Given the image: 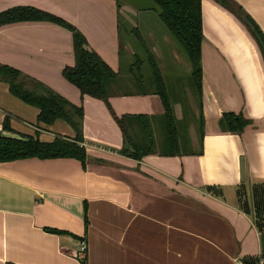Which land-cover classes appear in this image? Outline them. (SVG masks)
Returning <instances> with one entry per match:
<instances>
[{
  "label": "crops",
  "instance_id": "obj_1",
  "mask_svg": "<svg viewBox=\"0 0 264 264\" xmlns=\"http://www.w3.org/2000/svg\"><path fill=\"white\" fill-rule=\"evenodd\" d=\"M52 1L37 0L34 5L74 22L87 46L114 70H120V62L131 61L130 53L125 54L127 60L120 55L117 16L121 13L139 29L143 7L131 0L119 7L116 0L89 5L88 0ZM233 1L264 31V0ZM28 2L0 0V11ZM200 15L201 152H154L141 159L119 153L121 130L105 102L82 95L62 77L63 66L74 62L67 30L46 20L11 23L17 28L28 25L27 39L34 40L33 46L8 33V24L0 25L1 63L42 80L82 106L87 154L84 168L74 157L0 161V264H81L71 253L80 239L87 243L86 264H242L264 253L252 214L238 206L235 196L239 185L248 198L252 184H264L263 58L247 28L227 7L200 0ZM155 21L148 28L150 36L161 30ZM126 40L127 47L132 45ZM150 45L158 57V44ZM109 103L118 115L164 111L160 96L152 92L112 94ZM223 112L247 120L239 133L220 129ZM37 113L0 81V133L37 131L43 140L74 135L61 119L38 123ZM5 115L12 131L2 129ZM189 139L197 145V139Z\"/></svg>",
  "mask_w": 264,
  "mask_h": 264
},
{
  "label": "trees",
  "instance_id": "obj_2",
  "mask_svg": "<svg viewBox=\"0 0 264 264\" xmlns=\"http://www.w3.org/2000/svg\"><path fill=\"white\" fill-rule=\"evenodd\" d=\"M232 13L247 28L257 43L264 62V31H261L253 19L233 0H216ZM151 9L159 16L166 30L186 55L190 70L188 84L195 97L197 115V145L193 146L189 138L178 133L173 115L170 97L174 87L166 82L157 56L148 45L142 33L136 26H130L118 12V33L121 37L122 24L127 23L128 34H134L139 51L133 50L129 62L125 63L126 71L114 70L101 55L87 46L85 35L72 23L64 18L36 6L20 4L0 11V24L23 20H46L67 27L72 33L74 62L64 65L61 73L79 92L102 99L122 134V146L119 153L133 159H141L144 155L159 152L163 155L199 154L200 141L203 134L201 116V66L200 43L201 15L200 0H153ZM116 5L120 3L116 0ZM120 55H123L120 47ZM137 68V70H136ZM137 71V73H136ZM0 81L8 85V90L25 103L38 109L37 122L51 124L57 119L65 121L74 131L71 137L56 134L51 140H43L37 134L8 135L0 133V161L18 158H54L74 157L85 167L87 154L83 145V108L72 102L63 94L42 80L22 71L21 69L0 62ZM135 87L122 90L119 87ZM157 93L162 101L164 111L160 115L148 114H116L109 103L112 94ZM247 120L240 114L223 112L218 124L221 130L239 133ZM3 130H11L9 116L2 121ZM157 130V131H155ZM164 134L159 141L156 134ZM160 142V143H158ZM159 144V148L155 147ZM211 191L220 194V189L207 186ZM238 206L252 214L253 224L260 232L264 242V184L254 183L250 186L249 197H246L244 187L235 189ZM87 222L86 215L84 217ZM53 229V228H52ZM60 231L59 229H53ZM86 259V258H85ZM257 259H243L242 264H256ZM6 264H13L7 262ZM81 264H86V260Z\"/></svg>",
  "mask_w": 264,
  "mask_h": 264
},
{
  "label": "rangeland",
  "instance_id": "obj_3",
  "mask_svg": "<svg viewBox=\"0 0 264 264\" xmlns=\"http://www.w3.org/2000/svg\"><path fill=\"white\" fill-rule=\"evenodd\" d=\"M34 1H37V0H30L31 3L28 2L25 4L35 6ZM118 1H119V3H122L125 0H118ZM131 1L136 2L137 6L140 5V7H143V8H141V9H143V11L140 12V15L142 16V18H145V19H143L144 22L142 24H138L139 30L142 33L143 37L145 38V40L147 41V43L150 47H151L150 44H152V43L158 44L161 53L158 54L157 59H158L159 65L161 67L163 76H164L166 82H168L169 84H171L174 87L175 91L171 95L170 101H171V107H172L173 115H174L175 121H176V127L178 129V133L185 136L186 138H189L190 136H192L196 140V136L198 133L197 115H196L197 113H196L195 97H194V94L192 93L190 86L188 84V81H187L189 78V70H190L188 59H187L186 55H184V53L181 51L180 47L171 38V36L169 35V33L166 30V26L161 21L159 16L151 9V7L154 5L153 0H131ZM89 2H93V0H88V5H89ZM52 3L54 5H57L56 0H53ZM71 6L72 5H68V8H71ZM41 9H43V8H41ZM73 9H74V7H73ZM44 10L49 11L51 13H54V14L64 18L67 22L74 24L78 28V26L74 22L63 17L62 15H59L58 13H55L51 10H47V9H44ZM155 20H157L159 22V24L158 23L157 24L161 26V30H158L157 32L155 31V35L150 36L148 34V31H149L148 28H151L154 25H156ZM23 21H30V20H23ZM124 21H126V20L124 19ZM15 22H20V21H15ZM50 22H52V21H50ZM11 23H14V22L4 23V24H8L7 26L9 27L8 29H6V31L8 33L15 35V37L17 36V37H20L24 40H28V42L32 41V43H33L32 45L34 46V40L31 38L27 39L30 32H31L28 25H24L25 27L17 28V27H11V25H13ZM0 25H2V24H0ZM60 26H61V28L67 30L70 33V38H71L70 45H72V33H71V31L63 25H60ZM121 28H122V31H121L122 35L120 37V43H122L121 51L123 53L124 58L126 59L128 57L127 55H125L126 52L131 54V49L133 50V48H134V50L139 51L140 48L138 46L139 44L137 43V40H136L134 34H130V36H128L127 23L123 22ZM161 31L165 32V35H166L165 40L163 38L164 36L162 35ZM128 38L130 39L129 44L132 43L133 46L135 44L134 47L132 45H130L128 47L126 46L125 43H127L126 39H128ZM53 45L56 46L55 43H53ZM72 50H73V47H72ZM129 59H130V56H129ZM123 61H125V60H123ZM71 64H68V65H71ZM117 67L120 68L121 73L126 74L125 73V71H126L125 63L121 64V62H120L116 66V68ZM136 70H137V68H136ZM136 73H137V71H136ZM62 77L64 79H66L63 75H62ZM70 86H73L74 88H76L74 85H72V83H70ZM119 89L134 90L136 88L132 86V87H119ZM27 120H32V118H27ZM60 122L63 123V121H61V120H60ZM34 125H35V123H34ZM32 130L35 131V127ZM155 131H157V130H155ZM156 135L159 136V141H162L164 139L163 132L161 135L160 134H156ZM43 137L48 139L51 136H47V137L43 136ZM158 143H160V142H158ZM155 147L159 148V144H157Z\"/></svg>",
  "mask_w": 264,
  "mask_h": 264
},
{
  "label": "built area",
  "instance_id": "obj_4",
  "mask_svg": "<svg viewBox=\"0 0 264 264\" xmlns=\"http://www.w3.org/2000/svg\"><path fill=\"white\" fill-rule=\"evenodd\" d=\"M84 145V144H83ZM87 252V243L85 239H80L78 246L71 253L81 262L85 260ZM256 264H264V253L257 258Z\"/></svg>",
  "mask_w": 264,
  "mask_h": 264
},
{
  "label": "water",
  "instance_id": "obj_5",
  "mask_svg": "<svg viewBox=\"0 0 264 264\" xmlns=\"http://www.w3.org/2000/svg\"><path fill=\"white\" fill-rule=\"evenodd\" d=\"M240 176L242 177V164L240 162Z\"/></svg>",
  "mask_w": 264,
  "mask_h": 264
}]
</instances>
